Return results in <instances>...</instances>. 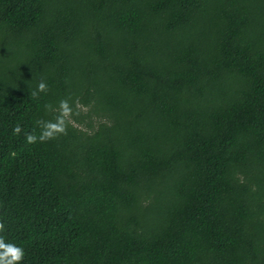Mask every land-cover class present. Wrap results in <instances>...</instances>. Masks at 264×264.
I'll return each instance as SVG.
<instances>
[{"label": "trees", "instance_id": "16d2710c", "mask_svg": "<svg viewBox=\"0 0 264 264\" xmlns=\"http://www.w3.org/2000/svg\"><path fill=\"white\" fill-rule=\"evenodd\" d=\"M0 223L24 264H264V0H0Z\"/></svg>", "mask_w": 264, "mask_h": 264}, {"label": "clouds", "instance_id": "9594fccd", "mask_svg": "<svg viewBox=\"0 0 264 264\" xmlns=\"http://www.w3.org/2000/svg\"><path fill=\"white\" fill-rule=\"evenodd\" d=\"M47 87L46 82L41 79L30 95L33 97L38 96L40 93L46 92ZM45 108L55 113L54 118L37 120L36 125L39 128V134L27 133L25 139L28 143L35 142L37 139L40 141L53 139L57 134L66 131L65 120L72 112L68 100H59L57 107L54 109L50 105H45ZM12 131L14 134H18L21 131L20 125H15ZM3 230L4 225L0 223V232ZM25 256V249L20 244L0 236V264H24Z\"/></svg>", "mask_w": 264, "mask_h": 264}]
</instances>
